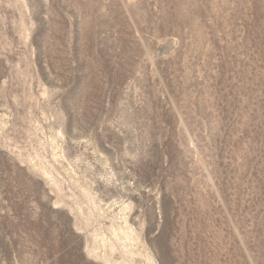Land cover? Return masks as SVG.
Returning a JSON list of instances; mask_svg holds the SVG:
<instances>
[{
  "label": "rangeland",
  "instance_id": "obj_1",
  "mask_svg": "<svg viewBox=\"0 0 264 264\" xmlns=\"http://www.w3.org/2000/svg\"><path fill=\"white\" fill-rule=\"evenodd\" d=\"M0 264H264V0H0Z\"/></svg>",
  "mask_w": 264,
  "mask_h": 264
}]
</instances>
